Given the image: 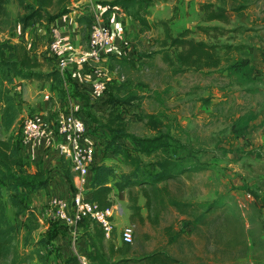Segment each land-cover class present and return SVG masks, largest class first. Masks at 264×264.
<instances>
[{
    "label": "rangeland",
    "instance_id": "374dc122",
    "mask_svg": "<svg viewBox=\"0 0 264 264\" xmlns=\"http://www.w3.org/2000/svg\"><path fill=\"white\" fill-rule=\"evenodd\" d=\"M203 2L156 0L148 6L147 14L150 17L154 15L147 21L148 28L135 29L136 37L122 45L124 52H113L108 56L112 57L108 60L111 80L104 96L93 100L97 115L96 118L90 116L95 126L88 132L86 128L84 139L88 142L90 138L94 139L93 148L98 147L101 157L112 162L118 174L126 173L128 167L120 154L113 155L111 151L106 154L111 136L100 131L108 112L112 107L119 108L127 133L139 138L155 136L139 118L158 115L169 129L171 155L187 156L200 167L192 178L171 183V194L191 203L222 201L223 213L220 212L216 220L199 230H193L188 220L172 208L161 212L158 225L154 226L146 218V209H142L143 223H131L128 219L123 226H134L129 257L140 258L152 251L163 250L181 264H264V19L261 20L264 5L258 4L257 0L242 18L234 17L230 26H224L218 22L206 24L201 21ZM8 9L15 19L18 12L16 4L10 3ZM161 19L168 20L174 35L184 29L195 32L199 25L236 29L228 32L220 42L245 45L243 54L237 52L230 56L250 60L253 68L250 80L239 85L235 78L217 72L202 75L189 71L173 76L160 56L151 54L158 48L155 39L160 37L161 31L153 24ZM29 26L23 30L24 35L31 34ZM6 35L13 37L16 32ZM48 35L51 39L52 33ZM191 37L213 42L197 32ZM0 39H5L4 35L1 34ZM36 58L45 64L59 62L51 52L49 56ZM130 95L136 100L124 105L125 108L120 106L122 103L116 98L126 99ZM22 109L20 107V115L23 116L18 117L13 130L3 133L2 138L12 136L24 147L23 121L35 115L30 107L26 114H22ZM58 112H52L55 121ZM67 113L76 115L74 111ZM120 141L132 147L128 139ZM130 149L132 155H136ZM142 159L145 164L149 163V159ZM2 194L9 219L21 222L22 218L15 214L8 202L9 193L5 187H2ZM126 196L124 193L123 199L117 201L122 202ZM144 201L138 196L140 205ZM122 205L128 208V203ZM124 217H115L116 222ZM167 227H172L173 233L179 235L177 243L168 242L164 230ZM24 233L21 226L19 237L23 239ZM106 241L108 245L121 244L120 232L112 231ZM107 258L110 261L109 256Z\"/></svg>",
    "mask_w": 264,
    "mask_h": 264
},
{
    "label": "trees",
    "instance_id": "16d2710c",
    "mask_svg": "<svg viewBox=\"0 0 264 264\" xmlns=\"http://www.w3.org/2000/svg\"><path fill=\"white\" fill-rule=\"evenodd\" d=\"M155 0H106L102 4L106 7L103 14L108 16L113 8L130 15L143 28H148L144 18L140 16L142 5ZM257 0H204L201 4V21L209 24L213 22L230 26L228 14L235 18H242L244 13L256 3ZM15 3L18 9L15 19L11 15L8 5ZM71 0H0V35L12 33L20 27L23 30L32 21L51 23L53 20L71 12ZM85 25L89 37L91 19L84 16L79 19ZM154 28H161L160 37L155 39L158 46L151 54L158 55L171 69L173 76L186 72H198L202 75L217 72L226 77L235 78L239 85L246 84L253 68L250 60L232 58L231 53L243 54L245 45H231L221 43L220 40L228 30L219 26H197L195 32L212 39L213 42L196 40L191 37L195 32L184 29L175 35L172 33L168 21H157ZM88 41V39H87ZM148 58L147 56H142ZM56 63H47L35 58L27 46L19 41L11 43L9 39H0V264H49V259L41 253L40 247L50 243L52 236L47 234L37 242H29L31 232L35 229L36 219L30 208L31 194L44 190L49 184V177L39 169H31L20 158L21 146L17 140L8 136L2 138L3 133L13 130L20 116V103L14 92L16 80L50 82L54 85L61 83V74ZM124 105H130L136 97L126 99L116 98ZM141 122L155 133L152 138H139L126 131L122 111L119 108L108 112L102 129L111 136L107 143V152L113 155L120 154L128 172L117 173L115 165L100 162L91 168L92 179L89 185V200L99 209H106L114 205L113 198L122 200L126 193L129 220L143 223L145 218L141 214L146 209L147 217L154 226L158 225L161 212L168 208L174 209L177 214L184 216L193 230H199L218 218L222 201L191 203L181 201L169 191V185L182 178H192L200 170L199 165L191 162L187 156H172L169 150L170 137L168 128L158 115H144L139 118ZM128 139L132 147L121 142ZM136 155H132L131 149ZM107 156V155H106ZM149 159L145 164L142 158ZM68 163L61 158V168L68 181ZM2 187L9 193L8 202L19 216L21 222L11 221L7 215L6 205L3 201ZM138 196L145 201L138 203ZM220 213V214H221ZM21 226L27 234L20 242ZM170 244H175L180 237L173 233L172 227L164 229ZM28 248H31L27 250ZM131 244L121 242L116 251H111L109 257L117 253L113 264H181L178 259L163 250H155L140 258L129 257ZM78 264L76 259H69L64 264ZM98 264H107L101 262Z\"/></svg>",
    "mask_w": 264,
    "mask_h": 264
},
{
    "label": "crops",
    "instance_id": "0c3cea01",
    "mask_svg": "<svg viewBox=\"0 0 264 264\" xmlns=\"http://www.w3.org/2000/svg\"><path fill=\"white\" fill-rule=\"evenodd\" d=\"M104 1L106 0H71L70 6L74 9L68 14L58 17L51 23L42 21H36V23H34L35 21L30 22L29 28L31 29V34L29 36L21 34L20 27H18L17 30L13 31L16 32V36L10 37L5 34L4 38L9 39L11 43L23 42L31 54L35 58H39L40 56H49V42L46 43V41L50 40L49 32L51 33L52 29H55L58 31L62 43L71 48L70 54L77 55L85 48L88 39L87 36L84 38V33H87V31L85 25L80 23L79 19L87 16L93 23L95 18L99 17L103 26L111 34L116 47L115 53L124 52L122 45H127L129 41H132L136 37L135 29L138 31V29L143 27L130 15L120 11L117 7L113 8L110 14L104 18L103 14L106 10V7L102 4ZM153 3L143 4L140 11V16L144 18L148 25L147 21L152 19L154 15L150 17L146 9ZM257 3L264 5V0H258ZM228 17L232 21L234 14L230 13ZM263 19L264 14H261V20ZM250 20L252 21L253 18H250ZM160 21L168 20L161 19ZM32 26L34 27L32 28ZM161 32L162 30L159 33ZM111 54L106 53L104 55V65L107 67H109L108 60L112 59V57H108ZM61 59L62 57L58 56V61ZM54 67H58V64H54ZM92 81L93 75L88 68L72 65L61 75V83L59 85H54L50 82L18 79L14 85V92L20 103V107L23 108L22 114H26L27 108L30 107L34 110V117L39 122L52 125L55 122L52 112L59 111V116L67 114L68 111H74L75 116L84 121L88 132L95 126V122L91 116L96 118L97 115V109L93 107L94 99L91 96L90 86ZM22 116L20 115L19 117ZM101 132L105 133L103 129ZM58 140V138H54L42 140L38 143H29L21 147L20 150V158L24 164L28 165L31 169L44 171L49 177L47 188L34 193L32 196L30 208L35 216L36 225L35 229L31 232L29 242H37L39 238L47 234L52 236L49 244L40 247L41 253L49 259V264H64L69 259H76L78 264H98L101 262L113 264L117 259V253H115L113 258L109 257L110 261L107 260V256L110 255L111 251H116L121 244L108 245L104 232L97 223L86 220L75 227H70L53 216L52 209L49 206L50 199L59 198L67 201L69 203L68 212H70L72 197L75 194L76 187L80 185V183L78 184L79 178L72 172L69 164H67V168L69 169V176L72 178V182L68 181L64 170L61 168V157L57 151ZM84 141L92 145L95 142L92 138H90V142L86 139ZM94 149L93 166L102 161L107 165L112 164V162H108L101 157L98 147H94ZM106 158L108 157L106 156ZM91 179L92 172L90 171L84 179V189L87 198H89L88 191ZM113 200L115 201L114 206L117 209V214L113 219V231L121 232L124 223L130 216L128 208H125L122 204H127L128 202L126 198L122 202L117 201L115 197ZM123 216H125L124 219L116 222L115 217ZM23 229L25 236L27 231L25 228ZM20 239L22 241L21 237ZM29 249L31 248L27 250Z\"/></svg>",
    "mask_w": 264,
    "mask_h": 264
},
{
    "label": "built area",
    "instance_id": "2783aa9c",
    "mask_svg": "<svg viewBox=\"0 0 264 264\" xmlns=\"http://www.w3.org/2000/svg\"><path fill=\"white\" fill-rule=\"evenodd\" d=\"M49 43V51L57 57H62L58 62V69L62 75L72 65L80 68H88L93 75L91 83V96L95 100L101 99L107 91L108 83L111 80L110 69L104 65V55L113 53L116 47L113 43L110 32L96 17L89 31L88 41L85 48L77 55H71V48L62 43L57 30L52 29ZM86 125L82 119L73 113L61 114L52 125L39 122L35 117H27L22 126V143H37L41 140L58 138L57 151L59 156L66 161L72 172L79 178L75 194L71 200L70 212L69 203L59 198H52L49 206L53 216L75 227L83 221L97 223L109 238L114 229L113 219L117 209L113 205L106 209H99L85 195L84 179L91 171L94 162V148L91 143L84 141ZM134 226L123 227L120 232L122 243L131 244L133 241Z\"/></svg>",
    "mask_w": 264,
    "mask_h": 264
}]
</instances>
